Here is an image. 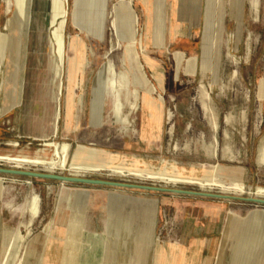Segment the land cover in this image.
<instances>
[{
  "label": "rangeland",
  "instance_id": "obj_1",
  "mask_svg": "<svg viewBox=\"0 0 264 264\" xmlns=\"http://www.w3.org/2000/svg\"><path fill=\"white\" fill-rule=\"evenodd\" d=\"M33 1L30 10L32 18L30 29H21L18 25L13 27L12 24L8 28L5 27L9 19L13 21L18 11L16 0H0V104L10 59L6 41L10 36H20V29L23 34L31 35L32 47L37 51L34 55L40 63L38 69L40 83L47 75L49 30L46 8L43 0ZM66 2L68 13L64 27L65 62L60 77L61 90L55 85L59 128L51 140L69 141L73 146L77 143L92 144L111 152H120L127 156L136 155L141 158L140 162L153 164L155 168L168 165L172 169L175 166L178 171L185 174L201 173L203 163H220L226 167L224 174L234 175L245 182L246 188L241 195L254 194L252 188L257 185L264 186V149L261 150L264 143V0H260L257 20L252 19L253 15L246 0V18L242 28L236 24L238 13L234 10L235 7L229 9V0H216L210 14L207 13L209 0H204L200 26L196 29V38L189 48L187 45L175 47L169 41L166 29L164 43L156 44L149 41L146 45L145 16L136 0H66ZM126 5L130 6L131 25L125 20ZM134 18H137L136 21ZM3 35L5 44L1 49ZM29 35L24 37L25 53ZM132 35L139 40L142 39L144 43L142 48L140 42L137 46L148 82H152L158 88L157 93L153 95L158 96L160 92L164 98L162 122L161 119L149 120L147 109L151 115L152 112L141 98L145 95L146 87L139 81L138 73L131 63L123 66L124 46ZM14 44L16 45L14 56L17 59L15 65L18 69L20 57L23 64V37L22 41L16 37L13 40ZM18 47L20 57L17 56ZM179 48L186 50L187 53L193 50L197 56L193 73L185 71L186 59L177 62L174 51ZM144 52L152 59L154 67H150L144 61ZM110 59L115 61L118 70L125 67L131 77L135 78L128 90L139 88L137 89L139 108L129 116L131 125L126 129L114 121L111 113V98L107 87ZM24 69L22 65L20 75H17L19 80L23 77ZM202 70H206L204 75L201 74ZM156 72L161 74V86L155 78ZM31 78L33 79L32 75ZM198 88L207 90L209 97L200 94ZM68 96H71L73 113L77 109L79 122V127L72 133H67L68 129L65 128ZM42 107L41 100L32 101L33 114L36 112L38 115ZM125 111L127 105L123 107V112ZM22 118L21 105H14L4 112L0 118V141L16 140L13 142L20 144L18 148L27 142L33 145L41 142L24 135L18 137ZM213 120L218 124L215 142L217 155L213 154L212 150V155H216L214 157L209 154L213 145ZM156 121L161 124L159 137L153 139L150 144L141 141L140 134L154 135L153 125L157 123ZM132 128H135L137 133L133 134ZM226 135L229 137L226 138ZM11 164L0 160L2 167ZM22 168L44 169L32 165H24ZM67 171L60 169L55 172ZM107 172L102 170L84 175L161 184L148 179ZM0 175L3 177L0 179V185L12 187L5 198L14 197L16 202H22L31 187L40 195V214L30 225L27 235L25 227L22 228L24 238L14 264L18 263L23 248L27 245L36 246L41 252L40 257L44 256L47 264H51L53 260L45 249L55 239L67 243L63 253L65 252L64 258L67 260L68 257V261L62 264L78 263V254L81 259L92 260L86 264H98L103 252L100 235L107 220L110 221L113 234L121 232L127 239L137 238L140 243L149 241L162 243L167 239L176 238L183 219L192 215L211 211L222 205L243 210L260 205L234 199L167 191L62 182L6 173ZM175 187L199 189L198 186L190 184H177ZM219 188L214 185L210 190L217 192ZM58 190L62 193L71 191L78 194L74 211H68L70 209L67 200L61 196L60 201L65 204L60 214V219L63 220L55 223L68 224L73 221L82 226V230L70 226L51 227L52 217L57 211L55 206ZM20 219L19 214L12 213L0 201V231L5 224L14 226ZM152 220L153 226L150 223ZM78 246L79 251L76 250ZM101 264H104L103 261Z\"/></svg>",
  "mask_w": 264,
  "mask_h": 264
},
{
  "label": "crops",
  "instance_id": "obj_2",
  "mask_svg": "<svg viewBox=\"0 0 264 264\" xmlns=\"http://www.w3.org/2000/svg\"><path fill=\"white\" fill-rule=\"evenodd\" d=\"M136 1L145 16L146 45L149 41L153 43L155 42L156 44L161 42L164 43V41H166V35H164L165 29L166 32L168 31L169 41L173 43L175 47L179 45H187L189 48L190 45L193 44V40L197 35L196 29L200 26L202 19L204 0ZM214 2H216V0H209L210 6L207 8L208 14L214 9ZM247 2L249 4L251 15H253L252 19L257 20L261 6L260 0H247ZM245 4L246 0H229V9L232 10V7L234 6V10L238 13L236 24L239 28H242L245 23ZM13 30L15 31V29ZM19 32L23 36H10L6 41L7 53L9 54L10 59L8 61V68L1 93L0 116L2 117L4 112L12 106L21 105V115L23 118L19 125L18 137L24 135L33 140H41L42 138L38 135L45 129L50 133V126L46 127V120H44L45 105L43 100L46 90L40 83V77L38 75L40 63H38L35 58L36 55H34L37 51L32 47L33 42L31 35L28 33L23 34L21 29ZM27 35H29L28 47L27 52L25 53L24 37H27ZM16 37L21 41L23 37L24 45L23 64H21L20 57L18 69L15 65L17 59L14 56L16 45H13V40ZM188 53L186 50H180V48L174 51L177 62L180 63L183 59H186L184 69L186 72L192 71L191 73H193L196 67L197 56L194 55L193 50H190ZM143 58L150 67H154L152 59L145 52ZM22 65L25 69L23 77L19 80V76L17 75H20ZM43 65L42 68H44ZM205 72L206 70H202L201 74L204 75ZM28 73L33 76V79H28ZM155 78L161 86V74L159 72L155 73ZM42 80L43 78L41 81ZM202 90L203 88L197 89L200 94L202 93ZM34 99L38 102L39 100L42 101L43 107L38 115L36 112L33 114L31 108L32 101H35ZM147 112L149 120L150 118H153L154 120L161 119L162 122L163 104L162 112L154 110L152 115L149 113L148 109ZM167 117H170L169 112ZM149 122L151 123V121ZM156 122L157 123H154L153 125L154 135L146 136L145 133L140 134L141 141L150 144L153 139L159 137L161 124H159V121ZM78 123L77 118L73 126L67 130V133L74 132L79 127ZM258 123L257 126L259 125ZM58 128L59 119L55 132L50 133L47 138L50 139L52 136L56 135ZM132 132L133 134L137 133L135 128H132ZM216 132L217 131L214 130V133L212 134L213 137L214 135L217 137ZM227 137H229V135H226V138ZM1 140L3 141L7 139ZM214 149L216 150L217 155V148L215 146V141L213 140L212 149L209 152L213 157L216 156L212 155V150ZM263 149L264 143L261 146V150ZM11 188L12 187L10 186L9 191ZM2 189L3 185L0 186V201L2 200ZM31 191L38 195L40 206V195L33 187H31ZM77 194V192L71 191L62 193L61 190H58L57 204L55 206L57 211L52 217L51 227L55 226V228H64L70 226L80 230L83 229L82 226L75 224L73 221L68 224L62 222L55 223L56 221L63 220V218L60 219V214L63 210L62 207L65 208V204L63 205L59 200L60 195L65 198V201L67 200L68 209H70L68 211H74ZM4 207H6V205H4ZM260 210H264L263 205L249 207L247 210L241 208H226L222 205L211 211L200 212L183 219L177 237L167 239L162 243L151 241L140 243V240L137 238L127 239L123 232V234H121V232L120 234H113L111 233L112 227L110 221L107 220L105 221L104 231L100 235V244H102L101 251L103 252L100 260L95 261H98V264H101V261H103L104 264H108V262H112V264H124L125 262H128V264H264V216L261 214ZM150 223L153 226L154 220L150 221ZM14 226H20L22 230L23 218L21 217ZM57 233L60 234L59 232ZM66 244V242L55 239L53 243L45 249L48 254L50 253L53 260L51 264H62L68 261V257L67 260L64 258L65 252L63 253ZM79 248L80 246H78L76 250L79 251ZM112 253H116V255H112ZM78 260L79 262L76 264H86L88 261H92L90 258H87L86 260L83 258L81 259L79 254Z\"/></svg>",
  "mask_w": 264,
  "mask_h": 264
},
{
  "label": "bare ground",
  "instance_id": "obj_3",
  "mask_svg": "<svg viewBox=\"0 0 264 264\" xmlns=\"http://www.w3.org/2000/svg\"><path fill=\"white\" fill-rule=\"evenodd\" d=\"M32 1L33 0H16L18 11L13 21L11 22L9 19L5 27L8 28L10 24H12L13 27L18 25L21 29H30V20L32 19L30 10ZM43 2L46 8L47 29L49 30V35L47 37L49 52L46 58L47 75L41 83L46 90V92L44 91L45 96L43 100L45 105L44 120H46V127L50 126V133H54L58 124V98L55 85L61 90L62 83L60 77L65 62V46L63 41L65 36L64 27L68 11L66 0H43ZM129 5L124 6L126 11L125 20L131 25ZM117 10H119V6H117ZM136 19L137 18H134L135 21ZM113 23H115V21ZM114 26L116 27L115 24ZM4 44L5 36L3 35L1 49L4 48ZM137 44L142 48V39L139 40L132 35L130 41L124 46L122 58L123 66L126 63H131L132 66H134V70L138 73L139 81L143 82L146 87L145 95L141 97L142 101L147 105L152 114L154 110L162 112L164 98L160 92L158 96L153 95L157 93L158 88L147 80L146 72L140 60ZM20 53V48L18 47V57H20ZM108 69L109 77L107 87L110 92L112 117L115 122L122 124L123 128L126 129L131 125L129 115L138 109L139 93L137 89L139 88L134 87L128 90L129 85L133 83L135 78L131 77L129 71L126 70L125 67L124 69L118 70L114 60H109ZM132 72L134 73V71ZM27 77L28 79L31 78V74L28 73ZM135 77L137 79V76ZM202 93L206 97H209V92L207 90L203 89ZM77 99L78 102H80V98L78 97ZM126 105L127 111L123 112V107L125 108ZM71 108V96H68L66 116L67 129L73 126L78 116L77 109L76 112L73 113ZM212 128L217 131L218 124L216 120L213 121ZM47 131L48 130L45 129L38 135L42 139L41 142L36 145L27 142L18 148L20 144L16 142L0 141V160L12 163L18 168H22L24 165L40 166L46 171L53 173H56V170L67 169L73 174L84 175V173L107 170L110 174H121L123 176L148 179L161 183L162 185H196L203 191H212L210 189H212L214 185H217L220 187V190L217 191L218 193L238 196H241L246 188L245 182L239 180L234 175L224 174L226 167L220 163H203L201 173L185 174L178 171L175 166H173L172 169H170L168 165L155 168L153 164L148 163V165L145 162H140L139 159L141 158H138L136 155L127 156L120 152H111L104 148L96 147L92 144L77 143L73 146L69 141H54L47 138L49 136V132ZM213 140L216 142V135H214ZM215 153L216 150L214 149L213 154ZM1 178L3 177L0 175V179ZM9 187L8 185H3L1 203L3 206L6 205L12 213L20 214L23 218V227H25V233L27 235L30 225L39 214L40 206L38 195L33 193L30 189L22 202H16L14 197L5 198L6 194H8ZM252 189L254 190V194L249 193L248 195H256L257 197L264 196V186L257 185ZM59 198L61 199V195ZM260 212L264 216V210H260ZM23 231L20 226H11L8 224L3 226L0 231V264H14L16 262L18 250L24 238ZM51 244L52 242L49 243V245ZM40 254L41 252L36 246L27 245L23 248V253L17 264H47L45 257L43 256L41 258Z\"/></svg>",
  "mask_w": 264,
  "mask_h": 264
},
{
  "label": "water",
  "instance_id": "obj_4",
  "mask_svg": "<svg viewBox=\"0 0 264 264\" xmlns=\"http://www.w3.org/2000/svg\"><path fill=\"white\" fill-rule=\"evenodd\" d=\"M0 173H8L14 175H23L28 177H38V178H46V179H55L59 181H66V182H75V183H89V184H102V185H111V186H118V187H125V188H140V189H147V190H157V191H167L173 193H180V194H190V195H199V196H209L215 198H223V199H234L240 200L245 202H250L254 204H260L264 206V197H257L256 195H232V194H223L213 191H203L201 189H193V188H183V187H175V186H168L166 184H147L142 182H130L125 180H111V179H104V178H96V177H89L85 175H78L73 174L69 171L66 173L62 172H49L45 169L40 170H30L26 168H18L15 165H9L8 167L0 166Z\"/></svg>",
  "mask_w": 264,
  "mask_h": 264
}]
</instances>
